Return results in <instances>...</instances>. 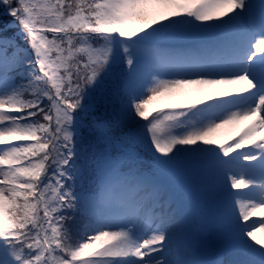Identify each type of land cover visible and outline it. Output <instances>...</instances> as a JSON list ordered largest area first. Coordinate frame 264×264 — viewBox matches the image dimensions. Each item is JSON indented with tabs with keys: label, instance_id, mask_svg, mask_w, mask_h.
Instances as JSON below:
<instances>
[{
	"label": "snow or ice",
	"instance_id": "6c2138e0",
	"mask_svg": "<svg viewBox=\"0 0 264 264\" xmlns=\"http://www.w3.org/2000/svg\"><path fill=\"white\" fill-rule=\"evenodd\" d=\"M257 232L264 0H0V264H264Z\"/></svg>",
	"mask_w": 264,
	"mask_h": 264
},
{
	"label": "trees",
	"instance_id": "16d2710c",
	"mask_svg": "<svg viewBox=\"0 0 264 264\" xmlns=\"http://www.w3.org/2000/svg\"><path fill=\"white\" fill-rule=\"evenodd\" d=\"M169 179L176 198L187 204L185 199H191V188L195 186L197 177L183 166L180 170H176Z\"/></svg>",
	"mask_w": 264,
	"mask_h": 264
},
{
	"label": "rangeland",
	"instance_id": "374dc122",
	"mask_svg": "<svg viewBox=\"0 0 264 264\" xmlns=\"http://www.w3.org/2000/svg\"><path fill=\"white\" fill-rule=\"evenodd\" d=\"M257 217H253V219H256ZM257 235L258 236H264V233H262V232H257Z\"/></svg>",
	"mask_w": 264,
	"mask_h": 264
}]
</instances>
